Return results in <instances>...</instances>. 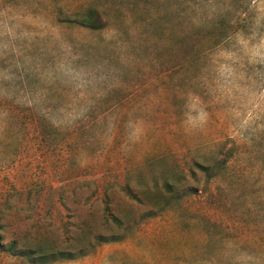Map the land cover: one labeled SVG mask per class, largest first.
<instances>
[{
    "label": "rangeland",
    "instance_id": "rangeland-1",
    "mask_svg": "<svg viewBox=\"0 0 264 264\" xmlns=\"http://www.w3.org/2000/svg\"><path fill=\"white\" fill-rule=\"evenodd\" d=\"M239 8L0 0V246L264 264V0L232 29ZM90 9L105 28L59 21ZM0 264L33 263L0 247Z\"/></svg>",
    "mask_w": 264,
    "mask_h": 264
},
{
    "label": "trees",
    "instance_id": "trees-1",
    "mask_svg": "<svg viewBox=\"0 0 264 264\" xmlns=\"http://www.w3.org/2000/svg\"><path fill=\"white\" fill-rule=\"evenodd\" d=\"M257 2L258 0H240L238 18L236 22L231 23L230 27H232V29H235V28L244 29L246 26H242V23L246 22L247 18H249V14L253 13L254 8H256ZM103 16L104 15L96 9H90L87 12H83V13H76V12L70 13L68 11L66 12V11L60 10L59 21L63 23L77 25L82 28L99 30V29L106 27L105 26L106 23L104 22ZM223 25L224 24H222V26ZM237 25H240V26H237ZM195 168L199 170L200 172L206 173V174H209L212 170L211 165L206 166V165L200 164L199 162H195ZM193 176L195 177V173H193ZM164 186L168 194H172V193L179 191V187L177 184H171L169 182H166ZM0 229H1V224H0ZM0 247L3 251H7L11 253L12 255H17V256L28 258L30 262L33 264L36 262L44 263L48 261L49 259L56 260L58 257L61 259H67V260L72 259V254L68 252H61V251L48 252V250H45L41 247L39 249H31V250L18 249L16 242H12L11 244H9L8 247H5V246H0Z\"/></svg>",
    "mask_w": 264,
    "mask_h": 264
}]
</instances>
